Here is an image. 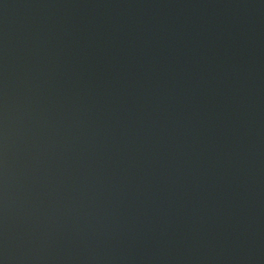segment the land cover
I'll list each match as a JSON object with an SVG mask.
<instances>
[{
  "label": "water",
  "instance_id": "95a60500",
  "mask_svg": "<svg viewBox=\"0 0 264 264\" xmlns=\"http://www.w3.org/2000/svg\"><path fill=\"white\" fill-rule=\"evenodd\" d=\"M0 264H264V0H0Z\"/></svg>",
  "mask_w": 264,
  "mask_h": 264
}]
</instances>
